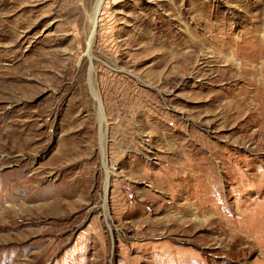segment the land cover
<instances>
[{
  "label": "rangeland",
  "instance_id": "374dc122",
  "mask_svg": "<svg viewBox=\"0 0 264 264\" xmlns=\"http://www.w3.org/2000/svg\"><path fill=\"white\" fill-rule=\"evenodd\" d=\"M94 3L0 0V264H264V0Z\"/></svg>",
  "mask_w": 264,
  "mask_h": 264
},
{
  "label": "bare ground",
  "instance_id": "6f19581e",
  "mask_svg": "<svg viewBox=\"0 0 264 264\" xmlns=\"http://www.w3.org/2000/svg\"><path fill=\"white\" fill-rule=\"evenodd\" d=\"M100 4H101V0H95L94 6H93V11H92L91 36H90V38L88 40V47L89 48L91 46L92 38H93V35H94L95 30H96V27H97V25L95 24V21L97 19L96 18V15H97V11L100 8ZM93 95H94V98H95V100L97 102V112H98V120H99V131H100V135H101L100 136V150H101L102 157H103V166H104L105 170L107 171V167H106V163H105V156H104V151H103V145H102V143H103L102 142L103 141L102 122L104 120V111H103V108H102V105H101V101H100L99 97L97 96V94L93 93ZM108 185H109L108 172H106V178H105V181H104V190L105 191L107 190Z\"/></svg>",
  "mask_w": 264,
  "mask_h": 264
},
{
  "label": "water",
  "instance_id": "95a60500",
  "mask_svg": "<svg viewBox=\"0 0 264 264\" xmlns=\"http://www.w3.org/2000/svg\"><path fill=\"white\" fill-rule=\"evenodd\" d=\"M103 1H104V0H101L100 8H99V10L97 11V15H96V17H98V15H99V12H100V10H101V6H102V4H103ZM96 22H97V19H96V21H95V24H96Z\"/></svg>",
  "mask_w": 264,
  "mask_h": 264
}]
</instances>
